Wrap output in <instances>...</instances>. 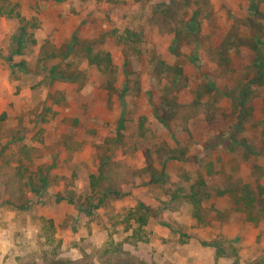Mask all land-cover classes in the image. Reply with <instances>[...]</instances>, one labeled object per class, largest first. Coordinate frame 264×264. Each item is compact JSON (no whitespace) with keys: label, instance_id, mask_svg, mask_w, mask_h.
<instances>
[{"label":"rangeland","instance_id":"obj_1","mask_svg":"<svg viewBox=\"0 0 264 264\" xmlns=\"http://www.w3.org/2000/svg\"><path fill=\"white\" fill-rule=\"evenodd\" d=\"M199 1L0 0V264H264V0Z\"/></svg>","mask_w":264,"mask_h":264},{"label":"trees","instance_id":"obj_2","mask_svg":"<svg viewBox=\"0 0 264 264\" xmlns=\"http://www.w3.org/2000/svg\"><path fill=\"white\" fill-rule=\"evenodd\" d=\"M169 3H171V5L169 6V8H167L164 13H170L172 12V9L174 6L178 5L180 0H168ZM185 2L188 4V6H195V9L193 11V17H191L189 20H187L186 22V26L188 27L189 31L192 32L197 40V45H199L201 43L202 45V38H201V31H202V21L199 18V16L201 15H204L203 14V8H204V5L201 4V2L199 0H185ZM204 3V2H203ZM253 5H257V2L256 1H252ZM257 8V7H255ZM163 12V11H162ZM6 13H4L3 11V8L0 7V18L2 16H5ZM202 18V17H201ZM128 32H134L133 30L132 31H128ZM232 36V35H231ZM231 36H228L226 38V40L223 42V44L219 47V50H226L228 51L229 50V44H230V39ZM14 39L17 41V45L15 47L14 50L11 51L10 55L8 58H5V61L7 63H11L13 64L14 62H12L14 56L16 55H24V52H23V49L25 47L24 45V35H14ZM137 40H139L134 32L133 36L128 40V42H136ZM176 41V39H175ZM258 42L261 41L260 39L257 40ZM262 42V41H261ZM70 44H73V43H70ZM222 47V48H221ZM90 62L93 64V65H96L100 71H104L105 73H112V69H110L111 67L106 65V64H103L102 63V58H101V55L98 53H94L92 58L90 59ZM151 62H156L155 64L153 63V66L158 69L157 67L159 65H161V61H159L158 59V55H153L151 57ZM18 64V65H17ZM14 65L16 66H20V68L22 70H24V61L22 62H19V63H14ZM163 66V65H162ZM18 67V69H20ZM67 69H63V70H60V71H56L55 69H51V73L50 75L52 76L53 79H57V78H60L61 80H70V81H75V80H78V77H79V74L76 73L75 71H66ZM127 75H129V72H127ZM126 83H128V81L124 82V85H126ZM116 87L114 86H111L109 87V90L112 91L114 90ZM126 90L123 89V93L124 91ZM112 92H110V95H111ZM240 94H241V104L244 105L245 104V100H246V95L248 94L247 91H246V87H242L241 90H240ZM171 108H173V110L175 111V108H176V104H169ZM172 105V106H171ZM173 117V115H171ZM161 119L163 120V122L165 121L164 119V116L161 117ZM125 120V119H124ZM234 143L236 144H240L242 145L244 148L248 149V150H254L253 147L251 145H249L248 143H246L245 141H242L240 143V141H237V140H234ZM178 157L180 158V155L178 156H175V155H171V157H168L167 159L171 158V159H178ZM166 161V160H165ZM149 166H151L149 164ZM43 181L45 182V179H43ZM257 187L259 189H264L263 186L261 185H257ZM259 193V190L256 192H254L252 189H250L249 185L245 187V189L243 190L242 194H241V199L244 200V202L246 203V206H247V209H251V210H255V212L258 211V209H261L263 206H264V196H263V193L260 192V195L263 196L261 199H259V197H261L260 195H258ZM260 200V201H259ZM142 207L146 210V211H150V209L142 204ZM258 207V208H257ZM257 215V214H256ZM139 220H140V224L141 223H144V219L142 216L139 217ZM232 242V241H231ZM54 264H68L66 262H57V263H54ZM129 264V263H127Z\"/></svg>","mask_w":264,"mask_h":264}]
</instances>
